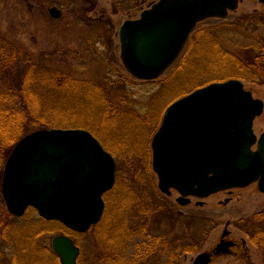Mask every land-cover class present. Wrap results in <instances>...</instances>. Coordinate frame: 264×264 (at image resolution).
Here are the masks:
<instances>
[{
    "label": "rangeland",
    "instance_id": "rangeland-1",
    "mask_svg": "<svg viewBox=\"0 0 264 264\" xmlns=\"http://www.w3.org/2000/svg\"><path fill=\"white\" fill-rule=\"evenodd\" d=\"M27 1L0 0V40L18 49V56L15 50L14 59L18 58L25 67L26 88L31 85L28 81L34 72L31 62L36 61L64 75L52 76L60 88H72L77 92V82L87 81L95 94L102 92L99 103L94 102L93 97L87 100L83 95L60 100L57 97L62 96L60 93L55 98L54 94L48 93L42 106L45 109L56 108L59 115L65 113V107H68L70 118L75 116L74 109L84 108L82 121L92 131L87 127H70L72 125L51 128H81L90 131L114 157L116 180L113 188L103 195L106 206L101 220L96 224H100V232L95 233L93 225L86 233L70 235L65 230L61 231L58 222L42 220L30 208L22 217L9 214L5 204L1 203L0 188V264H56L51 244L53 237L59 234L76 240L77 243L72 239L80 248L78 258L84 264H101V259L98 260L99 249L105 251L106 247L112 244L115 246L116 242L119 245L118 237L105 240L106 232L110 231L113 222L116 220L114 225L124 227L125 219H128L133 224L134 217L121 211L124 209L126 187L130 189L127 184L131 170L138 174L137 185L153 194L156 203H159L157 198H161L182 214L175 227L177 235H182L186 223L192 218V229L189 231H196L199 238L204 236L199 251L188 254L182 264H192L197 253L212 249L225 229L239 243L246 241L247 258H239L240 248H236V255L218 256L211 264H264V248L255 246L246 232L251 223L246 222L243 226L242 222L264 212V192L259 190L257 183L219 191L203 199L191 198L189 204L181 205L176 201L178 193L175 189H171L170 195L158 189L157 177L151 167L150 146L151 138L168 105L211 82L239 79L244 88L252 92L253 97L264 102V80L260 83L249 81L255 74L237 54L236 39H231V34H239L244 43H256L259 54L264 57V23L260 24V21L264 22V3L260 0H238L237 8L229 11L227 16L198 22L174 63L156 79L141 80L127 72L122 64L118 31L124 21L138 18L142 10L158 0H75L78 6L76 10L65 8L70 0H29L30 4ZM51 6L62 10L60 18L54 19L49 14ZM244 18H247V22L256 21L251 22V25ZM247 24L255 30L245 31ZM182 58L184 63L179 64ZM16 68L18 66H12V69ZM117 74L122 75V79L127 82L103 85L107 76L117 81ZM69 78L76 83L68 82ZM56 86L51 87L57 90ZM37 88L33 90L38 91ZM53 100L55 103H52ZM102 101L106 103V110L114 111L104 115L98 113L96 108L101 107ZM14 106L24 107L19 98ZM49 128L29 126L28 121H25L20 136ZM253 128L257 136L264 132V109L255 118ZM13 146L11 134L0 136V187L4 159ZM135 199L136 194L130 203ZM146 203L143 200V204ZM130 209L128 206L129 212ZM147 214L149 224L152 225L154 213L151 210ZM134 245V241L129 243L130 258ZM26 249L27 257L23 255ZM104 256L107 254L104 253Z\"/></svg>",
    "mask_w": 264,
    "mask_h": 264
},
{
    "label": "water",
    "instance_id": "water-1",
    "mask_svg": "<svg viewBox=\"0 0 264 264\" xmlns=\"http://www.w3.org/2000/svg\"><path fill=\"white\" fill-rule=\"evenodd\" d=\"M237 5L238 0L154 2L119 27L123 66L137 79H156L180 55L198 22L225 17ZM48 12L53 18L61 15L57 7ZM263 109L264 102L233 78L173 101L150 143L158 189L166 195L175 189L181 205L190 202L189 196L206 198L254 182L264 192V132L257 138L253 130ZM115 174L114 157L90 131L37 129L19 139L6 159L1 194L14 216L32 207L45 220L85 233L101 220L103 195L113 188ZM232 244L222 240L213 253H229ZM51 245L60 264H78L80 249L69 236L56 235ZM210 260L209 252H200L192 263Z\"/></svg>",
    "mask_w": 264,
    "mask_h": 264
},
{
    "label": "trees",
    "instance_id": "trees-1",
    "mask_svg": "<svg viewBox=\"0 0 264 264\" xmlns=\"http://www.w3.org/2000/svg\"><path fill=\"white\" fill-rule=\"evenodd\" d=\"M27 2L30 4L29 0ZM66 5L67 4H65L66 9H68V7L69 9L72 8V10H76L78 8V6L76 7L75 0H70V2H68V6ZM254 20L247 22V18H244V21L250 23L251 25V22ZM260 22L261 25L264 23L262 21ZM254 24H256V22ZM245 29L243 30H250L249 32L255 30L248 24L245 26ZM231 39H236L237 43L235 42V46L237 48V54H239L244 60V65L246 67L249 66V68L252 69L255 74L254 76H251L252 78L248 77L249 81L257 83L263 81L264 57L263 55L259 54V50H257L258 47L255 45L256 43H244L240 40L239 34H231ZM15 50L16 52L18 51L17 48L14 49V46L9 45L8 43L6 44L4 41L0 40V136L11 134L12 144L15 145V143H17L21 137L20 133L23 129V123L25 121H28L29 126L38 125V127L41 126L42 128H51L59 125H72L70 127H87V129L92 131V129L86 126L82 121L84 120L85 114L84 108L74 109L75 116L70 118L68 117V107H65V109H67L65 113H61L59 115V111L56 108H43V101H46L44 98H46V94L48 93L54 94V98L56 97L57 93H60L62 96L57 95L59 99L61 98L60 100H69L71 96L78 97L83 95L85 99H91L93 97L94 102L99 103L100 98H102V92L95 94L94 91H92L93 87L87 81L77 82L79 84V90H77V92L73 91L72 88H60L59 86H56L58 82L56 78L52 76L55 75L57 77H63L64 75L61 74L59 70L56 72L52 71L47 66L36 63V61L31 62L32 65L30 66L34 72L31 74V77L28 81V83H31V85L26 88L24 83L26 78V70L23 66V63H21L18 58L14 59ZM17 56L18 52L16 53V57ZM181 62L184 63L183 58L179 64ZM12 66H18V68L12 69ZM8 68H11V70H8ZM115 77L117 81L112 80L111 76H107L105 78V84L103 85L115 84L118 82L123 84L127 82L122 79V75L117 74ZM52 80L54 82H52ZM68 82L72 84L76 83V81L73 79L68 80ZM52 85L56 86L58 89L56 90L55 88H52ZM37 87H40L41 90H39ZM34 88H37L38 91H34ZM18 98L24 107L14 106ZM52 103H55L54 100ZM5 104H13V106H5ZM109 105L111 104L109 103ZM106 108L107 106L105 101H102L101 107L96 108V110H98V113L102 112L101 115L106 113L109 114L111 111H114V109L106 110ZM138 178V174L131 170V178L129 181L127 180L129 182L127 185H130V187H128L131 190L126 187V193L124 194V209L121 210L122 212H126V214L129 213V215L131 214V216L134 217V220L132 219L133 224H130L128 219H125L126 224L124 227L114 225L116 220L113 222V226L110 231L106 232L105 240L118 237L119 245L118 242H116L117 244L115 246L112 244L111 246L106 247L105 251L99 249L98 260L100 261L101 259V264L106 262H109V264H146L147 262L149 264H182V260L186 255L199 251L203 244L204 236L199 238L196 231L192 233L189 231L192 229V218H190V220L186 223V227H184L182 235H177L175 232V227L177 222L181 219L182 214L175 211L172 205L164 202V200L161 198H157L159 203H156V198H153V194L146 192L144 190L145 188H141L137 185L136 179ZM135 194L136 199L132 202L135 203L131 205L132 203L130 202L134 199ZM143 200L148 203L143 204ZM153 200L155 202H153ZM1 201L3 204V198ZM128 206L132 208L130 209V212L127 210ZM151 210L154 213L152 225L149 224V218L147 217V213ZM129 215L127 216L129 217ZM135 217L138 218L137 223L135 222ZM242 222L243 226H245L246 222L251 223V226L246 229L251 242L257 247L259 246L264 248V212H262V214H257V216H254L252 219H246ZM59 224L61 225V231L65 230L68 235L76 234L63 226L61 223ZM99 225L93 226L92 230L94 229L95 233L100 232L101 226ZM74 241L77 243L75 239ZM133 241L135 242V245L132 257L130 258L128 254L130 247L129 243ZM158 249H160L159 252ZM27 252L28 249H26L25 253L23 254L25 257H27ZM52 253L55 256L54 258L56 264H59L57 255L54 252ZM104 253H106L107 256H104ZM23 255L22 258L27 260ZM163 258H165V261H163ZM78 262L79 264H84L79 258Z\"/></svg>",
    "mask_w": 264,
    "mask_h": 264
},
{
    "label": "flooded vegetation",
    "instance_id": "flooded-vegetation-1",
    "mask_svg": "<svg viewBox=\"0 0 264 264\" xmlns=\"http://www.w3.org/2000/svg\"><path fill=\"white\" fill-rule=\"evenodd\" d=\"M262 3H264V0H260ZM61 11V15H62V10H60ZM60 15V16H61ZM259 136V135H258ZM178 193V192H177ZM179 195V194H178ZM177 195V196H178ZM177 198V197H176ZM190 198V200H191V198H195V199H198L197 197H194V196H191V197H189ZM254 217V216H253ZM242 221H244V220H242ZM230 233V232H229ZM229 233H228V235H226L225 237H223V236H221L220 237V239H219V241H218V243L219 242H221L222 240H229V241H232V245L230 246V252L229 253H221V254H214L213 253V250L215 249V247H216V245L218 244V243H216V245L212 248V249H209V250H205V252H209L210 254H211V260H210V262L208 263V264H211L212 262H213V260L215 259V258H217L218 256H221V255H227V254H234V255H236V253H237V251H235V249L237 248H240V251H239V253H238V256H239V258H247V252H246V250H245V247H246V241L245 240H243L242 241V243H239L238 241H236V240H234L232 237H230L229 236ZM204 242V241H203ZM203 252V251H202ZM187 258V255L184 257V259H186ZM193 264V263H192Z\"/></svg>",
    "mask_w": 264,
    "mask_h": 264
}]
</instances>
